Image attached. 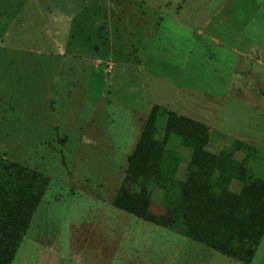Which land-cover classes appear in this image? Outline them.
Listing matches in <instances>:
<instances>
[{
  "label": "rangeland",
  "instance_id": "obj_1",
  "mask_svg": "<svg viewBox=\"0 0 264 264\" xmlns=\"http://www.w3.org/2000/svg\"><path fill=\"white\" fill-rule=\"evenodd\" d=\"M192 70L196 111L183 112L196 119L161 105L185 103ZM180 117L209 127L185 133L215 155L255 148L249 167L264 179V0H0V156L49 178L42 224L33 217L12 264H115V238L96 231L117 217L100 200L142 136L178 153L184 177L193 149ZM241 189L234 180L231 195ZM151 209L166 212L161 191ZM174 242L170 264H246ZM251 264H264V237Z\"/></svg>",
  "mask_w": 264,
  "mask_h": 264
},
{
  "label": "trees",
  "instance_id": "obj_2",
  "mask_svg": "<svg viewBox=\"0 0 264 264\" xmlns=\"http://www.w3.org/2000/svg\"><path fill=\"white\" fill-rule=\"evenodd\" d=\"M199 130L208 138L209 127L180 117L176 132L193 149L191 160L179 178L180 155L172 150L158 153L153 137L142 136L130 157L122 185L113 204L129 214L179 233L215 251L251 264L264 237V179L249 164L255 148H248L241 161L231 153L220 155L200 147ZM242 182L239 195H231L234 180ZM43 173L0 156V264H12L18 247L47 190ZM161 191L166 212L151 209ZM245 228V229H242Z\"/></svg>",
  "mask_w": 264,
  "mask_h": 264
},
{
  "label": "crops",
  "instance_id": "obj_3",
  "mask_svg": "<svg viewBox=\"0 0 264 264\" xmlns=\"http://www.w3.org/2000/svg\"><path fill=\"white\" fill-rule=\"evenodd\" d=\"M196 74H197V71L192 70L190 72H186L184 77L182 76V78H180L181 82L185 85V88H189V91L186 92L184 95L185 97L186 96L187 97L183 98V100H185L184 104L177 105L176 102L174 103V102H169V101L164 100V102L160 101L161 105H164L168 109L174 110V111L175 110H178V111L182 110V112L186 110L196 111L195 108L193 107V104H195V99H196L195 92L197 90L195 89L196 87L194 84L195 80L194 81L189 80L187 82L185 80L186 76L190 75L193 78L196 76ZM190 81H191V85L189 86ZM192 91H194V93ZM197 91L199 92V90ZM154 102L159 103L158 100ZM183 113L189 115L190 117L195 118L194 114L189 113V111L188 113H185V112ZM249 133L250 131L247 132V134ZM243 139H247V138H243ZM136 145L134 149L136 148ZM112 196L111 198H109L108 202L104 200H100L103 202L101 205V209H102L101 212L102 214H104L106 213V210L109 209V213H111V215H116L117 221L115 222L114 220L113 221L109 220L104 226L99 227V229L97 228L96 232L98 233L97 237L99 236L100 238H104L107 236L108 238L109 237L115 238V241H116L114 243V248H116V250L114 251V260H115L114 263L115 264L116 263L124 264V262L126 263L128 262V264H135L136 258L139 259L137 264H150V263L151 264H170V257L172 253L175 252L174 249L177 246L174 241L182 242L183 245H185L184 247H186V249L184 247L182 248L185 251L187 249L190 250L188 248V245L191 243L192 244L194 243L195 245H200V244H197V241H194L179 233L173 234L172 233L173 231L171 230L165 229L161 226L155 225L151 222H148L132 214H129L119 208H116L113 204V200L115 196L114 197ZM97 199H102V198L97 197ZM35 221L37 222L35 223L36 226L39 225V223L42 224V221L40 219L37 220L36 216L33 219V222ZM95 224L99 226L100 221L97 219ZM170 237L175 238V240L173 242L170 241ZM158 238L161 239L162 242L166 240L164 243H162L159 246L161 250V251L159 250L160 253L164 255L160 257V260H156L155 258V251H156L155 246L157 245ZM191 240L194 242L189 243V241ZM203 246L207 247L205 245ZM107 247H108V244L106 243V249ZM193 248L196 249L195 246H193ZM187 262L188 261H186L185 259L183 263L186 264ZM171 264H174V263H171Z\"/></svg>",
  "mask_w": 264,
  "mask_h": 264
}]
</instances>
